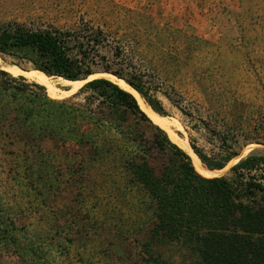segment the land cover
<instances>
[{
  "label": "rangeland",
  "instance_id": "374dc122",
  "mask_svg": "<svg viewBox=\"0 0 264 264\" xmlns=\"http://www.w3.org/2000/svg\"><path fill=\"white\" fill-rule=\"evenodd\" d=\"M14 19L63 29L84 19L136 43L151 96L163 104L176 138L211 154L220 147L215 130L247 136L224 170H200L207 178L264 156V0H0V20ZM152 24L175 33L155 38L147 32ZM10 64L0 58L2 70ZM86 84L58 98L46 89L51 100H69L71 114L99 117V101L80 93ZM11 95L0 112V254L15 255L18 264H200L181 245L150 244L147 231L140 234L152 206L125 161L147 158L160 174L170 159L169 152L148 151L157 125L142 106L152 124L120 108L96 154L91 145L78 146L73 133L30 136L27 124L13 122Z\"/></svg>",
  "mask_w": 264,
  "mask_h": 264
},
{
  "label": "trees",
  "instance_id": "16d2710c",
  "mask_svg": "<svg viewBox=\"0 0 264 264\" xmlns=\"http://www.w3.org/2000/svg\"><path fill=\"white\" fill-rule=\"evenodd\" d=\"M150 31L155 32V38L175 33L154 24ZM135 32L138 34V30ZM135 44L125 35L120 38L84 19L73 29L0 20V58L4 62L10 60V65L23 71L27 64L36 73L71 82L90 80L99 74L116 77L164 117L163 104L151 96L147 72L139 62L143 51ZM84 92L99 101V117L71 114L69 100H51L46 87L30 83L23 76L13 77L0 67V112H6L9 105L3 99L11 93L16 103L9 113L13 114V122L28 125L30 136L53 139L56 133H73L78 146L91 145L97 154L102 148L100 136L120 108L141 121H152L140 109L136 96L106 78L88 82L80 89ZM157 126L155 142L148 151L155 148L163 154L169 152L170 159L161 173L147 158L135 156L125 161L134 183L146 193L152 206V219L142 225L140 234L147 231L150 244L181 245L200 264H264V156L252 154L232 167L229 176L207 178L192 157ZM231 131L215 130L220 147L211 154L192 142L204 168L224 170L239 156L248 139L242 131Z\"/></svg>",
  "mask_w": 264,
  "mask_h": 264
},
{
  "label": "bare ground",
  "instance_id": "6f19581e",
  "mask_svg": "<svg viewBox=\"0 0 264 264\" xmlns=\"http://www.w3.org/2000/svg\"><path fill=\"white\" fill-rule=\"evenodd\" d=\"M4 69L8 73H11L13 76H23L27 80H29L30 82H33V83H36V84H39V85L46 87L50 91L53 98H58L61 96V94H69V93L75 92L76 90H78L80 87H82L87 82V81L71 82V81H67V80L60 78V80H63V82H64V87L67 88L66 90H61V89H58L52 83L51 79L44 74H40V73H36V72H26V71H23L16 66H9V67L4 68ZM99 77L106 78V79L114 82L115 84H117L120 88L124 89L125 91L132 93L134 96H136V98L138 99V101L141 104L144 111L150 116V118L155 122V124H157L158 126H160L164 130H167V131L171 130V128H170L171 125H170L168 119H166V118L160 116L159 114H157L156 112H154L151 109V107H149L144 102V100L141 98L140 94L138 92H136L133 88H131L129 85L120 81L116 77L114 78V77H111L108 75L93 76L90 78V80H93V79H96ZM170 134H171L172 141L174 143H176L177 145H179L182 149H184L190 156H192L193 160L197 163L200 170H202L206 174L212 173V171L203 167L200 159L193 152L192 148L190 147V145L188 143L183 142L179 137L176 138V136L174 134H172L171 131H170Z\"/></svg>",
  "mask_w": 264,
  "mask_h": 264
},
{
  "label": "crops",
  "instance_id": "0c3cea01",
  "mask_svg": "<svg viewBox=\"0 0 264 264\" xmlns=\"http://www.w3.org/2000/svg\"><path fill=\"white\" fill-rule=\"evenodd\" d=\"M51 97V96H50ZM9 233V232H8ZM13 246H15V245H13ZM10 247V246H9ZM8 247V248H9ZM27 252H28V254L27 255H31L32 257H33V253H34V248L32 247V248H27ZM7 255V254H6ZM8 257H7V259L5 258L6 256H5V254H0V264H18V261H17V258H16V256L15 255H7ZM25 262V261H24ZM27 262H25V264H26Z\"/></svg>",
  "mask_w": 264,
  "mask_h": 264
},
{
  "label": "water",
  "instance_id": "95a60500",
  "mask_svg": "<svg viewBox=\"0 0 264 264\" xmlns=\"http://www.w3.org/2000/svg\"><path fill=\"white\" fill-rule=\"evenodd\" d=\"M87 82L86 83H88V82H90V81H92V80H86Z\"/></svg>",
  "mask_w": 264,
  "mask_h": 264
}]
</instances>
